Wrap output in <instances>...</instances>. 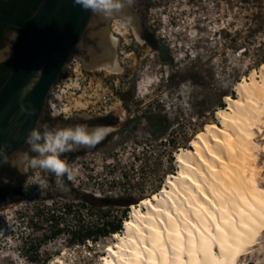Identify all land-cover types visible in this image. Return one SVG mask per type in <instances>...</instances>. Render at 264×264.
<instances>
[{
	"label": "rangeland",
	"instance_id": "rangeland-1",
	"mask_svg": "<svg viewBox=\"0 0 264 264\" xmlns=\"http://www.w3.org/2000/svg\"><path fill=\"white\" fill-rule=\"evenodd\" d=\"M146 6L155 46L140 43L122 19L126 30L114 34L121 70H89L83 55L99 54L98 33L109 34L113 23L99 24L104 19L96 15L52 89L45 111L64 120L55 126L102 124L112 131L67 158L74 181L58 186L51 174L30 169L15 184L18 191L0 194V264H103L114 233L79 243L70 241V231L124 221L126 207L95 204L103 198L138 202L160 190L178 171L176 151L189 149L191 138L218 122L225 96L236 97L235 83L264 66V0H147ZM12 36L3 48H10ZM83 114L94 118L84 121ZM37 174L48 184L44 191L32 182ZM65 204L75 206L71 213ZM260 241L243 263L264 264V235Z\"/></svg>",
	"mask_w": 264,
	"mask_h": 264
},
{
	"label": "bare ground",
	"instance_id": "bare-ground-1",
	"mask_svg": "<svg viewBox=\"0 0 264 264\" xmlns=\"http://www.w3.org/2000/svg\"><path fill=\"white\" fill-rule=\"evenodd\" d=\"M102 35L103 53L86 68L118 73ZM234 90L218 122L176 151L178 171L133 206L103 264H247L264 235V66Z\"/></svg>",
	"mask_w": 264,
	"mask_h": 264
},
{
	"label": "water",
	"instance_id": "water-1",
	"mask_svg": "<svg viewBox=\"0 0 264 264\" xmlns=\"http://www.w3.org/2000/svg\"><path fill=\"white\" fill-rule=\"evenodd\" d=\"M95 16L76 0H41L27 18L0 12V23L29 30L22 52L0 86V165L9 162L19 170L13 158L37 127L52 89L81 47ZM103 19L99 24L109 21ZM97 49L100 54L102 48ZM112 50L117 59L116 46ZM93 54L83 57L90 60ZM10 189L16 192L19 188Z\"/></svg>",
	"mask_w": 264,
	"mask_h": 264
},
{
	"label": "clouds",
	"instance_id": "clouds-1",
	"mask_svg": "<svg viewBox=\"0 0 264 264\" xmlns=\"http://www.w3.org/2000/svg\"><path fill=\"white\" fill-rule=\"evenodd\" d=\"M76 3L95 15L111 19L134 5L135 0H76ZM11 38L14 40L15 34ZM107 114V112L104 113V115ZM93 118L88 114L81 116L84 121ZM111 131L110 126L102 124L78 123L55 127L46 123L41 124L34 127L28 134L26 139L28 150L17 153L16 163L22 174H26L30 169H40L54 176L56 184L62 186L64 178L68 181H74L76 178V172L64 158V154L82 147L94 148ZM0 154H3V149H0ZM32 182L40 191L48 187L46 180L39 174L33 177Z\"/></svg>",
	"mask_w": 264,
	"mask_h": 264
},
{
	"label": "flooded vegetation",
	"instance_id": "flooded-vegetation-1",
	"mask_svg": "<svg viewBox=\"0 0 264 264\" xmlns=\"http://www.w3.org/2000/svg\"><path fill=\"white\" fill-rule=\"evenodd\" d=\"M24 1L30 2L32 0H24ZM146 1L147 0H135V4L129 8H126L122 14H119V15L109 19L110 21L113 20L112 27H111L109 34L107 33L106 30L100 31L101 33L100 32L98 33L100 35V38L103 36L102 33H105L108 36V39H109L110 44H111L110 45L111 51H112V46H116L117 41H118V38L116 36H114V34H116L118 36H122L123 31L126 30V28H127L126 23L130 26L135 38L140 43H145L147 45L155 46L154 41L152 39V32L146 24V18H145L146 7H147ZM21 2H23V0H0V5L1 4H7V5H11V6L16 5L17 8H19L18 6ZM1 13H3V12H1ZM123 15H125L126 17L125 16L123 17ZM127 17L130 20L127 19ZM101 18H103V17H101ZM118 18H121V19H118ZM10 33H12L13 35L15 34L16 38L14 40L12 39L13 41H12V44L10 45V48H8V49L3 48L6 41H8V34H10ZM102 39H103V37L100 39V46L103 50V46L101 44ZM20 41H21V35H20V32L18 30L13 29L10 26H7L5 24L0 23V55H2V56H0V75L6 74L9 67L14 62V59H15L16 54H17L18 46H20ZM116 50H118L117 47H116ZM164 50H165V48L164 49L160 48L159 52H161V54H162V51H164ZM102 53L103 52H101L100 54H102ZM100 54L92 55L90 60L86 63H89L93 57L100 56ZM114 58H115V62L119 66L118 60L116 59L115 55H114ZM169 59L170 58H168L166 60L170 61ZM44 114H45V117L41 116V118L37 124V127L41 124H45L44 120H47L46 124L53 126V127H55L56 121H64V120H60V118L52 117L49 110L45 111ZM28 147L29 146L27 145V143H25V145L23 146V148H26L27 150H28ZM88 149H91V148H84V149L78 150V152H83V151L88 150ZM74 153H75V151L70 152V153H65L64 156H66V159H67V158L71 157ZM0 169L2 170L0 172V177L5 179L3 181L2 180L0 181V184H1L0 185V194H4L7 191H11L10 187L16 186L15 184H22L24 174H21L16 166L10 164L9 162H6V163H3L0 165ZM11 179H14L13 183H11L12 182V181H10Z\"/></svg>",
	"mask_w": 264,
	"mask_h": 264
},
{
	"label": "trees",
	"instance_id": "trees-1",
	"mask_svg": "<svg viewBox=\"0 0 264 264\" xmlns=\"http://www.w3.org/2000/svg\"><path fill=\"white\" fill-rule=\"evenodd\" d=\"M40 1L41 0H34V1L32 0L30 2H27V1L23 0V2H21L19 4V6H18L19 8H17L16 5L11 6V5H7V4H1L0 5V12H3L5 14H8V15L14 16V17H18V18H27L33 13V11L36 9V7L38 6ZM11 28H13V27H11ZM13 29H16L20 32V35H21L20 46H18V50H17L16 57L14 59V62L9 67L7 73L4 75H0V86L4 82V80L7 78L8 73L14 67L20 53L22 52V49L25 45L26 39H27L28 34H29L28 29H17V28H13ZM164 52L165 51H162L163 58H165ZM169 60L172 61L171 58ZM1 171L2 170H0V172ZM0 178H2V177H0ZM64 179L67 180V178H64ZM69 185H71V184H69ZM85 201H87V200H85ZM139 201L133 202L130 200H122L121 198H117V199H113V200H107L106 198H103L100 200V202L98 204H95V205L96 206H105V205L124 206V207H126V210H124L123 214H124V217L126 219L128 217V214H129L128 206L131 204H137V203H139ZM91 204L94 205L93 202H91ZM73 207H75V206L72 204H65L62 208H64V212L67 211L68 213H71L72 212L71 210ZM123 222L124 221H122L120 219V220H117L116 223L103 222L101 226H99L100 224L98 223V225L95 227H91V228L87 227L86 229H82V230H78V231L72 230V231H70V234H69L70 238L69 239L71 242L78 241L79 243H85L86 240H92V242H95L96 240L99 239V237H105L110 233H121L123 230ZM26 257L31 262L37 260V258H35L31 255H27Z\"/></svg>",
	"mask_w": 264,
	"mask_h": 264
}]
</instances>
